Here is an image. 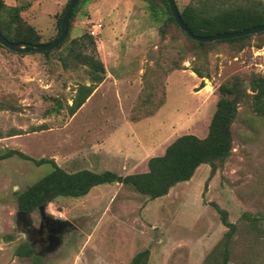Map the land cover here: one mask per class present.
Wrapping results in <instances>:
<instances>
[{
    "label": "rangeland",
    "instance_id": "1",
    "mask_svg": "<svg viewBox=\"0 0 264 264\" xmlns=\"http://www.w3.org/2000/svg\"><path fill=\"white\" fill-rule=\"evenodd\" d=\"M70 1L4 0L24 8V22L44 44L56 38ZM175 2L183 10L192 0ZM84 34L96 42V52L87 45L85 53L95 54L106 74L69 116L79 86L91 81L86 66L65 69L60 58ZM68 35L49 57L0 46V157L16 150L53 160L68 173L141 174L177 138L207 136L221 85H239L246 96L231 97L238 103L232 151L217 163L206 193L210 165L155 200L120 183L97 186L81 198L58 197L46 215L74 228L53 252L40 255L36 247L42 264H131L144 251L146 264H222L218 253L228 229L212 204L238 226L229 264H264V114L251 88L264 76V34L201 48L170 20L163 0H81ZM52 170L17 155L0 159V264H33L16 256L31 243L17 217L18 196ZM244 214L257 218L256 225ZM30 216L37 222L40 212Z\"/></svg>",
    "mask_w": 264,
    "mask_h": 264
},
{
    "label": "trees",
    "instance_id": "2",
    "mask_svg": "<svg viewBox=\"0 0 264 264\" xmlns=\"http://www.w3.org/2000/svg\"><path fill=\"white\" fill-rule=\"evenodd\" d=\"M163 2L168 9L170 20L179 27L172 16L167 0H163ZM69 3L65 8L64 14ZM78 4L73 10L69 30L76 15ZM23 9L22 6H8L4 0H0L1 33L10 42L15 44L26 43L28 46L44 44L42 43L41 35L38 34L35 28L24 22L21 16ZM179 13L183 22L194 34L198 36H211L263 26L264 0H192L191 4L183 10L179 9ZM64 14L59 19V32L56 38L47 44L54 42L59 37L61 32L60 23ZM184 34L191 42L197 44L198 47L202 48L212 44L194 41L186 33ZM259 34H264V32ZM250 36L252 35L220 41L239 42L246 40ZM68 38L69 35L53 51L62 49L67 44ZM87 45L92 46L94 53L96 52L94 37L90 34H84L79 39L71 41L66 48L67 54L60 58L65 69H69L75 64L86 66L91 81V85L82 84L79 86L72 105L67 106L69 116H74L83 107L96 90L97 85L105 79L106 69L104 64L95 54L85 53L84 49L87 48ZM53 51L41 54L49 57ZM194 72L199 78H204L200 71L195 70ZM240 87L239 85L229 86L227 84L220 86L221 97L205 138L192 134L177 138L167 147L163 155L149 159L148 171L145 173L124 177L111 171L95 173L90 170H82L68 173L53 160H34L20 151L10 150L7 154L1 156L0 159H7L17 155L22 159L34 162L37 166L50 164L53 168L51 173L42 178L38 183L19 194V211L27 214H31L37 210L40 212L41 206L47 207L49 203L58 197L81 198L87 196L97 186L114 183L129 186L137 193L155 200L167 196L171 189L178 184L190 181L200 166L210 165L211 173L204 190V193H206L209 182L217 172V163H223L232 151L233 138L231 127L237 116L238 103L235 98L232 99L231 97L236 96L240 98L246 96V93H241ZM251 88L255 93L254 100L257 110L264 114V76L256 77L252 81ZM62 107L63 105L59 103L58 109H62ZM212 205L218 212L221 222L228 229L221 242L218 254L222 258V264H229L232 243L238 232V226L229 221V214L226 210L220 208L217 204ZM243 219L252 225H256L258 222V219L252 217L250 214H244ZM35 252L31 243H25L17 250L16 256L32 258L34 260L33 264H42V258L36 256ZM148 258V251L141 252L133 259L131 264H146Z\"/></svg>",
    "mask_w": 264,
    "mask_h": 264
},
{
    "label": "water",
    "instance_id": "3",
    "mask_svg": "<svg viewBox=\"0 0 264 264\" xmlns=\"http://www.w3.org/2000/svg\"><path fill=\"white\" fill-rule=\"evenodd\" d=\"M79 0H71L69 3V6L61 20L60 23V28L61 32L59 37L52 43L50 44H41V45H34V46H28L26 43H20V44H15L10 42L0 31V45L10 51H13L15 53H44V52H49L55 50L57 47H59L65 39L68 37L69 34V25L71 21V16L73 13V10L75 6L78 4ZM169 9L172 13V16L175 19L176 24L179 26V28L188 35L192 40L201 42V43H213L216 41L220 40H229V39H234V38H239V37H244V36H249V35H256L259 33L264 32V25L259 26V27H254V28H249L245 29L242 31H237V32H230V33H221V34H215L211 36H198L194 34L188 27L187 25L183 22L178 6L175 2V0H167ZM46 211V206H41L40 207V214L42 217H47L45 215ZM28 214L25 212H19L17 214V217L20 221H23L24 218ZM58 223L61 224L62 228H69L72 229L74 228V225L72 222L67 221V220H56ZM61 244V241L59 238H57L56 244L54 246L55 249H57Z\"/></svg>",
    "mask_w": 264,
    "mask_h": 264
},
{
    "label": "flooded vegetation",
    "instance_id": "4",
    "mask_svg": "<svg viewBox=\"0 0 264 264\" xmlns=\"http://www.w3.org/2000/svg\"><path fill=\"white\" fill-rule=\"evenodd\" d=\"M46 216L47 217L44 218L40 214L37 222H33L30 214H28L23 221H20V224L29 237L35 251L36 247L39 246L40 255L49 254L55 251L56 249L54 246L57 238L62 241L63 234L69 230V228H62L61 224L58 223L55 218L49 215Z\"/></svg>",
    "mask_w": 264,
    "mask_h": 264
}]
</instances>
